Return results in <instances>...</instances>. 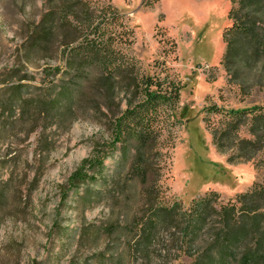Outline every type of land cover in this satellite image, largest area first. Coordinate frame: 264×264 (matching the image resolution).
Wrapping results in <instances>:
<instances>
[{"label":"rangeland","instance_id":"374dc122","mask_svg":"<svg viewBox=\"0 0 264 264\" xmlns=\"http://www.w3.org/2000/svg\"><path fill=\"white\" fill-rule=\"evenodd\" d=\"M44 1L0 0V82H6L0 84V264H192L196 253L179 249L181 232L159 225L152 209L180 205L178 212L188 213L193 200L209 197L219 211L254 184L264 188V147L251 161H230L235 147L221 153L212 142L230 110L264 107V88L253 78H234L221 64L230 1L87 0L116 10L108 33L132 63L124 74L130 84L168 74L181 87L173 127L166 106L157 109L154 130L164 129L146 169L150 198L136 176L144 168L125 163L113 127L89 104L74 106L71 125L58 116L62 107L46 104L54 93L48 82L61 78L54 72H68V56L56 41L31 48ZM127 81L106 99L113 112L119 102L120 110L127 99L138 102L135 87L127 94ZM250 114L238 126L239 139L251 138ZM96 150L104 161L95 181L72 185L70 176ZM234 212L237 218L239 205Z\"/></svg>","mask_w":264,"mask_h":264},{"label":"trees","instance_id":"16d2710c","mask_svg":"<svg viewBox=\"0 0 264 264\" xmlns=\"http://www.w3.org/2000/svg\"><path fill=\"white\" fill-rule=\"evenodd\" d=\"M229 1L232 7L227 17L231 24L222 33L225 50L221 64L234 78L244 82L253 78L260 88H264V0ZM116 17L117 12L110 5H91L87 0H45L44 12L33 30L31 48L37 52L42 44L49 45L55 41L63 47L62 53L68 56V72L53 73L54 77L61 74V78L53 84L48 82L54 93L46 98V104L49 108L62 107L63 112L58 116L62 115L67 125L72 123L75 105L89 104L93 112L113 127L125 163L132 168H144L136 169V176L142 184L143 194L150 198L154 190L153 184H147L146 169L150 166L158 132L164 129L162 124L160 130H154L157 109L166 106L169 127H173L177 123L176 108L181 87L168 80V74L156 80L143 76L140 80L134 79L131 84L129 81L132 78L128 81L124 78L125 70L132 63L129 59L123 60L120 49L113 48L112 34L108 33V25ZM63 32L74 36L67 39ZM61 35L64 37L61 38ZM75 42L77 44L71 46ZM164 71L162 67L160 74ZM22 80L24 78L18 82ZM126 81L127 94H131L132 87H135V93L139 94L138 102L134 104V99L125 100L123 110H120L119 102L113 112L106 99L113 100ZM14 87L16 89L19 85ZM213 111L219 113L220 109L214 107ZM253 111L256 113L253 114ZM247 113H251V138L239 139L238 126L246 122ZM109 114L113 117V124L108 119ZM227 114H230V119L225 123L223 132L215 130L211 133L213 145L221 153H225L228 147H235L230 161L253 160L264 147V107L230 110ZM102 153L96 150L91 157L83 159L69 182L76 185L95 181L94 174L103 165ZM237 205L239 213L234 218L229 212H234ZM155 210L159 225L173 230L174 234L181 232L180 251L185 254L188 248L189 253H196L192 264H264V188L259 185L254 184L250 191L238 194L235 204L229 209L222 207L217 211L210 198L206 197L193 200L188 213L178 212L181 211L180 205L168 210L156 206L152 211ZM214 216L218 217L216 224L219 226L212 221ZM194 246L197 247L191 250Z\"/></svg>","mask_w":264,"mask_h":264}]
</instances>
